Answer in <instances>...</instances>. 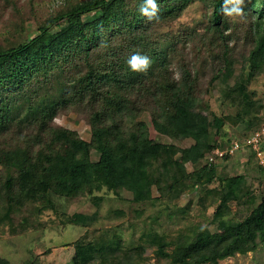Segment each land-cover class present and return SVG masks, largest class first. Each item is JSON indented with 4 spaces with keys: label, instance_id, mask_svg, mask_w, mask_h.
I'll return each mask as SVG.
<instances>
[{
    "label": "rangeland",
    "instance_id": "obj_1",
    "mask_svg": "<svg viewBox=\"0 0 264 264\" xmlns=\"http://www.w3.org/2000/svg\"><path fill=\"white\" fill-rule=\"evenodd\" d=\"M87 1L0 0V49L18 44L51 17ZM123 1L131 10L127 23L137 24L138 20L137 31L148 28L145 55L152 61L150 67L156 71L168 67L167 73L174 77L177 72L185 75L178 94L183 99L196 97L197 109L210 118L204 142L207 148L201 140L198 150H192L198 145L194 137L176 131L168 116H161L164 122L159 120L156 110L161 113L168 108L159 105L157 109L146 102L139 119L147 124L151 144L159 146V156L149 157L146 167L155 179L165 176L161 182L155 180L149 191L113 186L100 165L93 166L90 180L79 190L70 187L68 194L52 189L34 193L33 176L22 178L24 173L19 171L26 156L8 166L0 151V264H76L80 239L115 241L123 250L96 253L79 264H119V260L128 259L143 264H183L177 260L181 245L195 241L200 232L209 233L202 239L209 256L197 264H264V228L251 233L248 228L253 225L247 222L264 199V145L260 152L253 147L239 149L213 163L208 158L220 146L213 147L214 143L227 141L220 146L225 148L234 139L263 128L264 49L260 52L256 45L259 33L264 34L261 0H243L240 15L221 11L218 23L213 15L215 0H156L159 19L151 22L139 11L144 0L117 2ZM232 6L222 0L221 10ZM127 30L131 31L130 27ZM102 54L101 49L96 56ZM71 84L70 105L60 111L54 123L90 142L105 128L88 120L91 87L83 73ZM21 111V107L15 109L14 116ZM214 115L223 119L219 129L212 121ZM3 142L13 145L20 140L0 138V145ZM189 153L191 157L185 159L184 154ZM100 157L92 147L80 155L68 142L56 151L57 160L69 172L86 162H98ZM33 162L42 164L40 157ZM234 178L237 181L232 187ZM12 195L24 198L12 201ZM217 209L221 211L218 217ZM159 236L168 241L164 247L167 254L160 252Z\"/></svg>",
    "mask_w": 264,
    "mask_h": 264
},
{
    "label": "trees",
    "instance_id": "obj_2",
    "mask_svg": "<svg viewBox=\"0 0 264 264\" xmlns=\"http://www.w3.org/2000/svg\"><path fill=\"white\" fill-rule=\"evenodd\" d=\"M117 1L89 0L78 4L51 17L27 39L0 49V138L20 140L13 145L3 142L0 151L4 154V165L8 166L14 165L19 157L26 156L19 171L24 173L22 178L29 174L33 176L34 193L52 189L68 194L70 187L79 190L90 180L93 166L100 165L108 182L115 187H126L135 192L140 189L149 191L155 180L160 179L158 182H161L164 174L155 179L146 167L149 157L159 156V146L151 144L147 137V124L139 119L146 102L157 109L159 105L168 108L167 112L156 110L159 120L164 122L162 117L168 116L169 124L176 131L194 137L198 145L192 150H198L201 140L207 148L204 142L208 137L210 118L197 109L196 97L183 99L177 92L178 84L186 80L185 75L176 79L174 74L167 73L168 67H160L157 71L149 67L147 72L137 73L127 66L126 60L134 52L142 55L148 52L145 39L149 31L147 27L137 31L138 20L137 24L127 23L126 17L131 10L126 8V1L120 5ZM260 4L261 17L264 0ZM221 7L222 0H215L213 15L217 23L221 18ZM128 27L131 31L127 30ZM258 38L256 45L261 52L264 49V34L259 33ZM101 49L103 54L96 56ZM95 51L98 53L95 54ZM78 73H83L91 87L88 120L105 128L104 132L94 134L90 142L84 141L78 132L54 123L60 111L70 105L69 96L74 86L71 81ZM18 107L22 111L14 116L13 112ZM212 121L218 129L221 128V117L214 115ZM64 142L70 143L80 155L83 149L95 148L101 153L100 160L86 162L69 172L56 158V151ZM226 143H214L212 146H225ZM38 157L41 158V165L33 162ZM184 157L188 159L191 154H184ZM164 168H169L168 163ZM236 181L237 178L231 181L232 187ZM19 191L22 192L23 188ZM232 192L225 195L223 201ZM15 197L18 200L24 198L12 195V201ZM215 214L218 217L221 211L217 209ZM247 222L253 225V228H248L251 233L264 228V199L249 215ZM206 235L200 232L195 241L187 240L185 244L184 241L177 260L183 264L206 261L209 255L202 241ZM157 242L160 252L167 254L164 250L168 243L166 237L159 236ZM76 243V264L91 260L96 253L114 254L123 250L115 241L84 242L80 239ZM136 247L143 251L141 246ZM118 263L143 264L141 260L133 259L119 260Z\"/></svg>",
    "mask_w": 264,
    "mask_h": 264
},
{
    "label": "clouds",
    "instance_id": "obj_3",
    "mask_svg": "<svg viewBox=\"0 0 264 264\" xmlns=\"http://www.w3.org/2000/svg\"><path fill=\"white\" fill-rule=\"evenodd\" d=\"M226 3H231L233 6L231 8L222 9L225 14H242L241 5L243 4V0H226ZM139 11L146 17L149 22L159 19V5L157 4L156 0H144V2L140 6ZM151 63L152 61L147 55H142L139 52H134L126 60V64L130 68V70L137 73L147 72V70L151 66ZM174 78L179 79L180 73L177 72Z\"/></svg>",
    "mask_w": 264,
    "mask_h": 264
},
{
    "label": "built area",
    "instance_id": "obj_4",
    "mask_svg": "<svg viewBox=\"0 0 264 264\" xmlns=\"http://www.w3.org/2000/svg\"><path fill=\"white\" fill-rule=\"evenodd\" d=\"M230 145V144H229ZM264 145V124L263 128H258L256 130H253L249 135L245 136L243 139L238 140L234 139V141L231 142L230 146H227L225 148H222L220 146H217L213 152L209 155V160H211V163L214 161H217V159H223L227 155L234 154V151H238L239 149H248L253 147L255 149L262 148ZM257 151V150H256ZM261 149L258 151L260 152Z\"/></svg>",
    "mask_w": 264,
    "mask_h": 264
}]
</instances>
